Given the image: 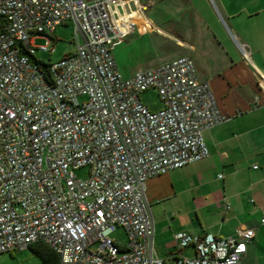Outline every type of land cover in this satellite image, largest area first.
Returning a JSON list of instances; mask_svg holds the SVG:
<instances>
[{"label":"built area","instance_id":"obj_1","mask_svg":"<svg viewBox=\"0 0 264 264\" xmlns=\"http://www.w3.org/2000/svg\"><path fill=\"white\" fill-rule=\"evenodd\" d=\"M133 1L0 0V255L38 242L59 264H240L247 254L254 227L225 239L177 233L179 252L194 256L155 255L148 180L206 159L204 133L228 119L188 56L122 76L112 50L130 34ZM68 22L76 52L43 67L36 51ZM148 90L160 111L142 103Z\"/></svg>","mask_w":264,"mask_h":264},{"label":"crops","instance_id":"obj_2","mask_svg":"<svg viewBox=\"0 0 264 264\" xmlns=\"http://www.w3.org/2000/svg\"><path fill=\"white\" fill-rule=\"evenodd\" d=\"M128 8V37L143 29L176 42L179 52L160 65L190 57L228 119L204 133L206 159L148 180L156 257L194 256L179 252L177 233L225 239L254 227L240 264H264V0H134Z\"/></svg>","mask_w":264,"mask_h":264},{"label":"rangeland","instance_id":"obj_3","mask_svg":"<svg viewBox=\"0 0 264 264\" xmlns=\"http://www.w3.org/2000/svg\"><path fill=\"white\" fill-rule=\"evenodd\" d=\"M157 7L151 8L147 13L154 17ZM74 24L68 22L66 25L58 27L53 34H50V46L48 51H36L35 58L44 61L46 64L56 63L76 52L74 45ZM167 30V29H166ZM176 34L177 31L167 30ZM33 45L42 47L46 45V39L42 37H33ZM176 42L167 37H162L156 32L149 33L143 29L137 30L128 37L122 44L112 50L119 71L125 77L133 76L137 71L153 69L160 65L162 61L174 57L179 48L175 46ZM142 103L148 107L151 112H158L163 108L160 96L156 90H148L140 95ZM79 178H87L89 172L87 169H80L75 172ZM119 244L126 243V235L123 230H117L112 235ZM0 264H41L28 248L25 250H16L10 253L0 255Z\"/></svg>","mask_w":264,"mask_h":264},{"label":"trees","instance_id":"obj_4","mask_svg":"<svg viewBox=\"0 0 264 264\" xmlns=\"http://www.w3.org/2000/svg\"><path fill=\"white\" fill-rule=\"evenodd\" d=\"M42 64V63H41ZM47 67L46 63L42 64ZM41 264H59V256L46 244L38 242L29 247Z\"/></svg>","mask_w":264,"mask_h":264}]
</instances>
